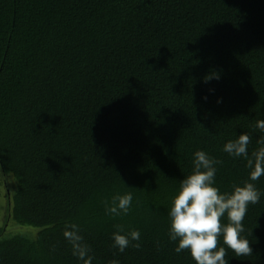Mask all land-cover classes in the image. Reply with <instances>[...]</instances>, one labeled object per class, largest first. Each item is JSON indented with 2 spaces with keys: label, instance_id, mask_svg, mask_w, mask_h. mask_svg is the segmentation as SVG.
Segmentation results:
<instances>
[{
  "label": "trees",
  "instance_id": "16d2710c",
  "mask_svg": "<svg viewBox=\"0 0 264 264\" xmlns=\"http://www.w3.org/2000/svg\"><path fill=\"white\" fill-rule=\"evenodd\" d=\"M260 120L264 0H0V170L14 222L0 226V264H83L68 225L92 264H195L169 239L180 181L204 151L222 161L221 192L242 186L247 159L224 145L248 134L251 158ZM249 182L261 192L243 221L253 254L226 248L229 264H264V176ZM128 192L129 213L106 214ZM115 225L138 230L140 248L114 247Z\"/></svg>",
  "mask_w": 264,
  "mask_h": 264
},
{
  "label": "clouds",
  "instance_id": "9594fccd",
  "mask_svg": "<svg viewBox=\"0 0 264 264\" xmlns=\"http://www.w3.org/2000/svg\"><path fill=\"white\" fill-rule=\"evenodd\" d=\"M256 127L264 131V120L257 121ZM264 143V141H259ZM251 137L240 134L238 139L228 141L224 151L235 157H245L247 167L251 169L249 180L242 186L233 185L231 192H221L215 186L216 164L222 161L210 157L204 151L194 154L191 174L184 177L179 184V190L172 199V206L168 213L170 218L169 239L177 242L175 251L179 254L188 251L195 264H229L226 259L227 249L237 256H251L253 248L250 241L245 238L243 221L247 215L248 206L259 203L261 192L255 184L264 176V147L248 157V145ZM133 196L131 192L123 195L116 194L111 201H105L106 214L114 217L129 213ZM225 216L227 223L224 222ZM71 231H65L66 239L72 244L74 255L83 264H92L93 257L89 255L91 249L83 243L78 234L76 225H68ZM116 231L112 235L113 246L118 247L121 253L132 244L139 249L140 232L132 230L122 234V225H115ZM221 237L223 244L220 246ZM109 264H119L118 260H111Z\"/></svg>",
  "mask_w": 264,
  "mask_h": 264
},
{
  "label": "rangeland",
  "instance_id": "374dc122",
  "mask_svg": "<svg viewBox=\"0 0 264 264\" xmlns=\"http://www.w3.org/2000/svg\"><path fill=\"white\" fill-rule=\"evenodd\" d=\"M11 179H13L14 183H15V179L13 178V176H9ZM3 179H4V175L3 173L1 172L0 170V226L3 224V222L6 220V219H9L11 221V223H8V225H5V229H8L9 228V232H13L14 228H13V225L12 223H14L10 218H8V212H7V215L5 214V196L6 194L4 195V193H6V191L4 189V186H3ZM14 194V191L13 190H10L9 192V208L11 207L12 205V196ZM5 219V220H4ZM24 228H28L31 230L30 232V236H34L37 232V230L34 228V227H24ZM23 231V230H21ZM6 237V236H4Z\"/></svg>",
  "mask_w": 264,
  "mask_h": 264
}]
</instances>
